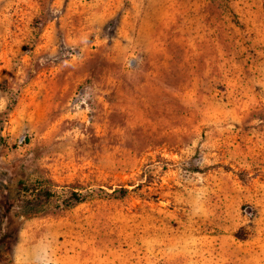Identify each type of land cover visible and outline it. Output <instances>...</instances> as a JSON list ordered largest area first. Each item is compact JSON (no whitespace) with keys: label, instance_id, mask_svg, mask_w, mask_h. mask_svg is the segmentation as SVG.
I'll list each match as a JSON object with an SVG mask.
<instances>
[{"label":"rangeland","instance_id":"obj_1","mask_svg":"<svg viewBox=\"0 0 264 264\" xmlns=\"http://www.w3.org/2000/svg\"><path fill=\"white\" fill-rule=\"evenodd\" d=\"M0 264H264V0H0Z\"/></svg>","mask_w":264,"mask_h":264},{"label":"trees","instance_id":"obj_2","mask_svg":"<svg viewBox=\"0 0 264 264\" xmlns=\"http://www.w3.org/2000/svg\"><path fill=\"white\" fill-rule=\"evenodd\" d=\"M19 185H20V187H23L24 182L21 180L19 182ZM10 199L13 200L14 198L12 197ZM48 199L49 198H45L43 201H36L34 203L30 202V203H27V204L30 205L31 210H33L35 213H38V212L42 211L41 210L42 208L43 209L47 208V206L49 205V200ZM74 199L80 200L81 198H74Z\"/></svg>","mask_w":264,"mask_h":264}]
</instances>
